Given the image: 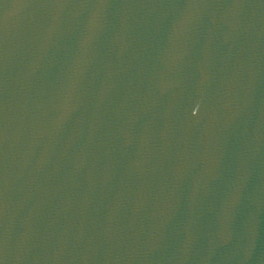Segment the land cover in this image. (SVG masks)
Here are the masks:
<instances>
[{
  "label": "water",
  "instance_id": "obj_1",
  "mask_svg": "<svg viewBox=\"0 0 264 264\" xmlns=\"http://www.w3.org/2000/svg\"><path fill=\"white\" fill-rule=\"evenodd\" d=\"M0 264H264V0H0Z\"/></svg>",
  "mask_w": 264,
  "mask_h": 264
}]
</instances>
